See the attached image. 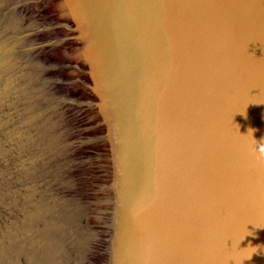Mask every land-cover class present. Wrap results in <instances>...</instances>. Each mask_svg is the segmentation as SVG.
<instances>
[{
	"label": "water",
	"instance_id": "water-1",
	"mask_svg": "<svg viewBox=\"0 0 264 264\" xmlns=\"http://www.w3.org/2000/svg\"><path fill=\"white\" fill-rule=\"evenodd\" d=\"M0 264H264V0H0Z\"/></svg>",
	"mask_w": 264,
	"mask_h": 264
}]
</instances>
